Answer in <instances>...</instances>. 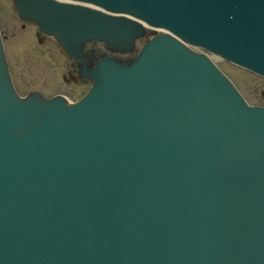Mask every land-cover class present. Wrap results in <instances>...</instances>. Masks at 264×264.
<instances>
[{
    "label": "water",
    "instance_id": "water-1",
    "mask_svg": "<svg viewBox=\"0 0 264 264\" xmlns=\"http://www.w3.org/2000/svg\"><path fill=\"white\" fill-rule=\"evenodd\" d=\"M70 1L13 4L73 57L171 34L72 104L19 98L0 42V264H264V108L186 46L264 75V0Z\"/></svg>",
    "mask_w": 264,
    "mask_h": 264
},
{
    "label": "rangeland",
    "instance_id": "rangeland-1",
    "mask_svg": "<svg viewBox=\"0 0 264 264\" xmlns=\"http://www.w3.org/2000/svg\"><path fill=\"white\" fill-rule=\"evenodd\" d=\"M0 32L20 94L37 89L46 95L64 92L74 97L81 92L82 86L62 81L61 75L66 71V61L59 55L57 63L54 54L58 53L53 43L48 39L37 40L35 29L15 18L11 0H0ZM52 60L56 62V67ZM216 62L235 82L249 104L264 105V79L236 71L218 60Z\"/></svg>",
    "mask_w": 264,
    "mask_h": 264
},
{
    "label": "flooded vegetation",
    "instance_id": "flooded-vegetation-1",
    "mask_svg": "<svg viewBox=\"0 0 264 264\" xmlns=\"http://www.w3.org/2000/svg\"><path fill=\"white\" fill-rule=\"evenodd\" d=\"M70 66V65H69ZM71 67V66H70ZM75 69L73 68H68V78L67 79H64V81L67 83V84H70V83H74V84H79V80H77V76L75 75L74 73Z\"/></svg>",
    "mask_w": 264,
    "mask_h": 264
},
{
    "label": "bare ground",
    "instance_id": "bare-ground-1",
    "mask_svg": "<svg viewBox=\"0 0 264 264\" xmlns=\"http://www.w3.org/2000/svg\"><path fill=\"white\" fill-rule=\"evenodd\" d=\"M151 29H152V30H150V29H149V30H147V31H151V33H152V31H153V30H154V31H158V30H159V29H157V28H154V27H153V28H151ZM157 33H158V32H157Z\"/></svg>",
    "mask_w": 264,
    "mask_h": 264
}]
</instances>
